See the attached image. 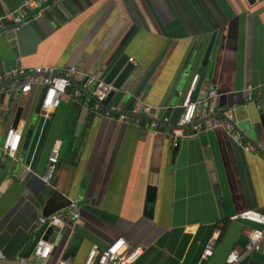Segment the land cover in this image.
<instances>
[{
    "label": "crops",
    "instance_id": "crops-1",
    "mask_svg": "<svg viewBox=\"0 0 264 264\" xmlns=\"http://www.w3.org/2000/svg\"><path fill=\"white\" fill-rule=\"evenodd\" d=\"M22 1L0 0V17L15 12ZM28 18L37 19L46 35L35 40L34 29L21 43L23 53H16L0 34V76L14 67L38 65L75 64L84 72H105L123 53L142 75L170 43L147 94L137 102L155 108L154 117L172 113L199 74L195 97L217 89V108L231 110L243 136L261 145L247 152L223 127L205 121L199 130L183 127L175 151L168 135L144 130L132 117L125 121L97 113L89 94L73 99L82 76L48 116L35 111L41 88L28 94L11 88L0 94V144L19 108L25 133L17 159L2 160L0 150V233L23 228L29 234L9 264L37 261L36 241L48 230L38 219L53 213L64 224L49 236L51 263L71 257L74 264H84L94 244L106 247L122 237L132 246H145L136 264H227L229 253L243 248L256 226L232 216L250 209L264 213V105H242L248 85L254 93L264 88V0H50ZM213 34L212 55L200 75ZM11 81L18 86L22 80L15 76L2 84ZM29 128L33 132L25 147ZM56 141L60 160L53 184L47 185L42 176ZM150 186L155 187L153 201ZM71 199L80 206L77 221L66 212ZM214 234L213 254L202 259ZM236 264H264V246Z\"/></svg>",
    "mask_w": 264,
    "mask_h": 264
},
{
    "label": "built area",
    "instance_id": "built-area-1",
    "mask_svg": "<svg viewBox=\"0 0 264 264\" xmlns=\"http://www.w3.org/2000/svg\"><path fill=\"white\" fill-rule=\"evenodd\" d=\"M50 0H23L18 9L0 17V26L4 21L11 19L13 23H26L29 21L28 15L31 11L41 9ZM133 61L132 58H130ZM15 76L21 78V83L16 86V83L11 81L8 84H2L4 80L13 79ZM82 76V87L85 88L89 94L95 98L92 105L93 110L97 113H104L107 117H117L120 120H129L131 117L135 123L141 125L144 130H151L154 133H164L172 140V145H177L183 135L182 126L194 123L197 117L202 122H197L193 125L195 130L203 127L205 121H210V127H223L227 133L240 145L245 151L252 152L259 149L260 145H256L250 140H247L241 131L235 126L233 112L229 109H219L216 105V100L220 93L217 89H210L203 98H196L191 100L192 93L196 88L199 74L194 76L188 90L185 93L182 103H180L184 110L180 114L179 119L175 123L176 127L171 129L165 127L164 124H170L171 113H163L154 117L152 107L142 102H136L127 112H120L122 108L118 105H104L110 93L116 90L112 83L106 82L104 79V72L102 68H97L92 71L84 72L77 65H38L31 68L14 67L6 71L0 76V94L10 91L11 88L17 87L23 94H28L33 89L45 88L42 98L41 110L44 116H48L54 109L60 106L63 99L69 96V90L73 80ZM254 86L248 85L246 88L247 95L245 97L243 106H247L251 102L257 103L258 106L264 105V88L259 89L254 93ZM83 90L75 87L72 92L73 99L77 100L82 94ZM117 111L120 113L117 114ZM131 113L130 116L128 113ZM220 112L224 118L220 120L217 118ZM152 117L159 120H153ZM4 119V114L0 112V122ZM20 120V119H19ZM19 122V121H18ZM10 125L7 129L4 139L0 144L2 153V160L7 157L17 159V154L21 148L23 137L25 133V123ZM61 153V143L56 141L48 156L47 169L42 179L47 185L53 184V175L58 167ZM79 203L71 199L66 207V212L77 221L80 218ZM232 219H244L256 223L252 228L248 241L243 248L234 249L226 258L227 264H236L246 256L253 252L260 251L264 246V213L256 210H245L239 214L233 215ZM39 223L49 227H60L64 221L60 214L53 213L51 215H41ZM217 234H214L208 241L204 249L202 259H206L213 254V249L216 245ZM53 242L44 236H41L35 244L33 256L37 261H30L29 259L18 260L17 264H74L71 257L58 259L56 262L49 261ZM145 246L143 244L130 245L125 238L114 240L106 247H99L94 244L87 255L84 264H136L141 255L144 253ZM15 261L6 259L0 251V264L14 263ZM198 264H203L199 262Z\"/></svg>",
    "mask_w": 264,
    "mask_h": 264
},
{
    "label": "water",
    "instance_id": "water-1",
    "mask_svg": "<svg viewBox=\"0 0 264 264\" xmlns=\"http://www.w3.org/2000/svg\"><path fill=\"white\" fill-rule=\"evenodd\" d=\"M252 2L253 0H249ZM6 22V21H4ZM37 31V35L34 36L35 40H38L46 35V31L42 24L37 19H31L26 23H11V24H5L3 23L2 26H0V34L7 37L11 40V44L13 45V49L16 53H23L21 49V43L23 42L24 38L27 35H30L29 33L33 32V30ZM216 35L213 34L210 38V41L205 49L204 55L200 61V68L199 72L200 75H203L205 73V70L207 68V65L209 63L210 57L212 55V51L215 44ZM16 40H18V44H16ZM20 51H19V48ZM170 46V43H167L165 47L162 49V51L159 53L153 64L147 69L146 72H144L142 75L139 73L140 69L130 61V57L128 54L123 53L116 58H114L106 67L104 72V79L106 82L112 83L116 90L112 91L108 97V99L104 102V105L109 104L111 100L115 101L114 105H118L122 108V111L127 113L131 107L138 101V99L142 100L145 95L147 94L148 87L150 85V80L160 65L161 61L163 60L168 48ZM73 82H75L73 80ZM77 87L81 88L84 93L89 94V92L82 87V85L79 82H75ZM195 89L192 93L191 100H195ZM45 92V88H41L40 93L37 98L36 102V109L35 111L37 113H41V104H42V98ZM90 95V94H89ZM91 96V95H90ZM92 97V96H91ZM94 100L95 98L92 97ZM124 101L125 105H119ZM169 101V100H168ZM167 101V102H168ZM119 103V104H118ZM168 104V103H167ZM184 108L181 104L177 105L172 113H171V120L170 124H164L165 127L168 128H175V123L179 119L180 114L183 112ZM22 109L19 108L17 112V116L15 119V124L19 121V119L22 117ZM156 109L152 108V112L155 113ZM117 111V114L120 113ZM130 116L132 115L130 112L128 113ZM161 115V114H160ZM159 115V116H160ZM153 120H159L157 118L152 117ZM27 120V118H26ZM204 120H196L194 123H190L187 125L182 126H193L197 122H202ZM28 123V120H27ZM237 127V125L235 124ZM33 129L29 128L25 135V144L24 146L27 147L30 137L32 135ZM180 143L175 145L173 148L175 151L178 150ZM155 198V187L150 186L148 191V199L153 201ZM59 230V227H49L46 233V237L49 238L50 234H56V231ZM28 232L25 231L23 228H18L13 234L9 230H3L0 233V251L2 255L9 260H14L17 256V253L21 246L24 244L28 237Z\"/></svg>",
    "mask_w": 264,
    "mask_h": 264
}]
</instances>
